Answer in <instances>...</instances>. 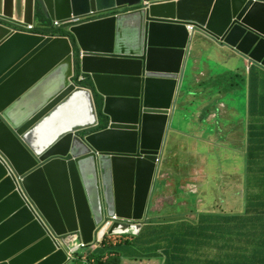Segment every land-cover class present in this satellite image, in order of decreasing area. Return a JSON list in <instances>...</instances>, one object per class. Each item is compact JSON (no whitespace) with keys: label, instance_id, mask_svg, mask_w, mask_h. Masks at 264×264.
Here are the masks:
<instances>
[{"label":"water","instance_id":"obj_1","mask_svg":"<svg viewBox=\"0 0 264 264\" xmlns=\"http://www.w3.org/2000/svg\"><path fill=\"white\" fill-rule=\"evenodd\" d=\"M36 6L59 22L133 10L66 36L13 33L38 20ZM18 10L0 15V264H69V236L88 246L140 235L151 220L196 34L264 68V0H34L33 14ZM100 113L108 125L92 132Z\"/></svg>","mask_w":264,"mask_h":264},{"label":"trees","instance_id":"obj_2","mask_svg":"<svg viewBox=\"0 0 264 264\" xmlns=\"http://www.w3.org/2000/svg\"><path fill=\"white\" fill-rule=\"evenodd\" d=\"M36 15L41 19L40 28L44 32L53 36L67 35L68 31L63 28H52L51 21L45 19L38 6ZM256 67L249 74L247 101L245 97L244 110L247 109L248 116H244L241 109L243 118L239 120V125L246 124L245 131L247 129L242 134L246 137L244 211L228 214L211 211L201 214L197 223L187 219L174 222L173 229L170 226L171 237L165 235L163 242H156V246L147 251L141 249V236L134 247H128L133 244L134 237L129 240L125 236H107L96 250H78L70 264H123L126 258L152 260L162 257L164 264H264V68ZM80 75L76 81L91 87L90 78L83 75L80 80ZM106 127L107 121H104L93 131ZM193 197L200 198L197 194ZM191 210L196 212V209ZM156 219L150 224L160 222ZM151 227L159 229L161 226ZM114 237L123 240L112 242ZM125 247L132 252H127Z\"/></svg>","mask_w":264,"mask_h":264},{"label":"rangeland","instance_id":"obj_3","mask_svg":"<svg viewBox=\"0 0 264 264\" xmlns=\"http://www.w3.org/2000/svg\"><path fill=\"white\" fill-rule=\"evenodd\" d=\"M201 47L202 48L199 49V51L202 53L200 57H205L206 59H199L198 64L196 65L194 63L193 65L195 66V69L187 73V75H189L187 91L183 96V103L181 104L179 102L180 110L177 114L176 125L186 128V131L190 133V136L187 137L182 134L180 137L181 140L190 146L197 145V148L191 151L193 157H191V153H189V155L186 157L188 162L184 169L186 176H192V173L196 172V170H201L203 167H205L204 171L206 175H203L202 177L206 178L208 175L209 178L206 182L200 181V183L204 184L203 189L199 188L197 190L195 186H190L189 190L186 188L185 190H179L178 193L183 195L182 198H179V202L180 200H186L185 198L187 196L186 201H188L190 204L188 208L195 207L197 209L198 205L199 207H202L204 204V208L207 211L210 209L211 211L227 214L241 213L245 209L244 195L246 187L244 176L241 177L239 172L243 173L245 170L244 154L246 152V145L244 147V140H246V137L242 136V134L245 133V125H239V120L243 118V114L240 109L244 110V105H246L247 100L245 101L246 88L244 89L242 97L240 95L241 92L239 88L241 86L240 82L242 83V79L247 78L246 73L248 74V67L239 57L229 56L230 52H227L224 48L217 50V48H215L213 45L206 47L204 44ZM195 78L198 79V86L201 88L198 91H195L194 89ZM235 81H238L239 85H235ZM244 83H246V81H244ZM229 89H232L231 94H227ZM220 90H225L227 92L226 94L228 96L224 100H227L226 103L228 106H234L240 109H237V115H235L236 111H232L230 113L228 112L226 117L224 116V119L227 123L224 127V130L221 132L220 140L218 137L206 135L205 141L209 145L208 148V145L205 142L198 141L193 137V135L204 136L206 134L205 129H202V132H199L198 127H195L196 125L194 124L200 119L196 116L199 106L198 101H202L208 97L215 99L218 96V91ZM232 93H234V96L233 99L230 100V95H232ZM188 95L189 100L184 102L187 98L186 96ZM211 106L212 102L208 101L207 108ZM212 127L214 131L216 128L215 125ZM206 129L211 130L212 128L206 125ZM242 145L243 149L241 148ZM206 158L209 160L208 164L207 166H203L207 161ZM219 162L221 163V166L219 165ZM219 169H221L222 174L218 171ZM223 172L226 174L224 175ZM195 184L198 183L195 182ZM203 192H206L205 196H203ZM196 193L200 194V201L193 197V195ZM189 195L191 198L188 197ZM202 201L204 202L201 205ZM181 203H184V201ZM178 207L179 206H176V209ZM176 215V217H182L180 213ZM151 217V220L156 218L154 215H151ZM194 217H196V214ZM71 237H74V235H71L67 238V240L71 242V244H68L69 247L67 250H73L75 255L78 250H83L84 248H78L79 243L82 242L76 241L77 238L74 240L77 243L72 244L73 241L69 240ZM132 237H134V239L131 240L133 244L128 247H134L139 236ZM127 238L129 239L131 237L127 236ZM120 240L123 239L114 237V239L111 241L117 243ZM90 246L91 244L87 247ZM153 246H156V244ZM90 252H92V250H90ZM74 255L73 258L69 260V264L75 260ZM142 261L144 262L146 260ZM131 263L143 264L141 260L133 259L128 261L127 264Z\"/></svg>","mask_w":264,"mask_h":264},{"label":"crops","instance_id":"obj_4","mask_svg":"<svg viewBox=\"0 0 264 264\" xmlns=\"http://www.w3.org/2000/svg\"><path fill=\"white\" fill-rule=\"evenodd\" d=\"M195 40H196V43L192 51L193 61L190 66V70L195 69V66L193 65L194 63L197 65L199 62V59H206L205 57H200L202 53L199 51V49L202 48L201 46L203 44L206 47L213 45L215 48H217V50L219 49L221 50L222 48H224L227 52H230L229 56H235V57H239L240 59H242L244 64L248 67V74H250V72L254 68H257L256 66H259L258 64H255L249 61L245 56L234 51V49L226 46L224 43H221L207 36L206 34L202 32H199L196 34ZM248 74L246 73L247 78L242 79L243 85L240 82L241 86L239 88L241 92L240 93L241 97L243 96L244 89L246 88V92H245L246 100L248 99L247 98L248 85L250 84ZM244 81H246V83H244ZM198 84H199L198 79L195 78V82H194L195 91L196 90L198 91L199 89H201L199 88ZM234 84L239 85L238 81H235ZM231 88H232V84H231ZM231 92H232V89H229L228 93L225 90H220L218 91L217 93L218 96L215 99L208 97L207 99L205 98L202 101H198L199 106H198V112L196 113V116L199 117L200 119L197 120L194 124L196 125L195 127H198L199 132H202V129H205L206 134L204 136L193 135L195 139L201 142H205L207 145L208 143L205 141L206 135H212V137H218L220 140L221 132L224 130V127L227 123L224 118L228 115V112L230 113L232 111H236L235 115H237L238 113L237 109H240L238 107L228 106L226 103L227 100H224L228 96L227 94H231ZM233 96H234V93L230 95V100L233 99ZM186 97L187 98L184 102H187L189 100V95ZM208 101L212 102V106L209 108H207ZM246 110L247 109L242 110L244 112V116H248V111ZM176 123H177V118L173 125V130L170 132V135L172 136V146L166 150L165 155H164L163 172L161 175V179L157 185V192L155 193L154 203L152 207L153 212H151L152 213L151 215L152 216L154 215L157 218L156 220H159L160 222H156L155 224L154 223L150 224V222H147L141 230L140 245H141V249H144L146 251L152 250L154 248L153 244H155L156 242H163L165 235L168 237H171V232L174 227L172 224H174V222L181 220V219H187V220H190L192 223H197L200 220L201 214L211 212L210 209H208L209 211H207L204 208L205 206L204 204L202 207L201 206L199 207L198 205L197 209L195 207L188 208L190 204L188 203V201H186L187 196L185 198L186 200H180L179 202V198L183 197L182 194L178 193L179 190L181 189L185 190V188L189 190L190 186H195L197 190L199 188L203 189L204 184L200 183V181H205V182L208 181L209 176L207 175L206 178L202 177L203 175H206L204 171L205 167H203V169L201 170H196V172L192 173V176H188V175L186 176V173L184 172V169L188 164L186 157L189 155V153H191L190 155L191 157H193V154L191 151L195 150L197 148V145L190 146L186 142L180 139L182 134L187 137V136H190V133L186 131V128H182L176 125ZM206 125L210 126L212 129L211 130L206 129ZM213 125H215L216 127L214 131L212 127ZM245 127H246V124H245ZM208 148H209V145H208ZM241 148L243 149V145L241 146ZM206 159L207 161L205 162L203 166H207L208 164L209 160L208 158ZM219 165L221 166L220 162H219ZM218 171L222 174L221 169H219ZM223 173L224 175L226 174L225 172ZM239 175L243 177L242 172H239ZM195 182H197L198 184H195ZM205 193L206 192H203V196H205ZM197 195H200V194L198 193ZM197 200L200 201V198H198ZM182 201H184V203H181ZM203 202L204 201L201 202V205ZM176 206H179V207L176 209ZM191 209H196V212L193 213ZM179 213L181 214L182 217H176L177 216L176 214H179ZM195 214H196V217H194ZM152 225H157V227H160V226L161 227L159 229H152L151 227ZM171 225H172V229L170 228ZM75 239L76 237H71L69 240L73 241L72 244H76L77 242L74 241ZM126 250L129 253L132 252L131 248H126ZM131 260L132 258H126L123 261V264H127L128 261H131ZM144 260L146 261L143 262L141 260L143 264H164L165 262L164 257H162L161 259L157 258V259H152V260H147V259H144Z\"/></svg>","mask_w":264,"mask_h":264},{"label":"bare ground","instance_id":"obj_5","mask_svg":"<svg viewBox=\"0 0 264 264\" xmlns=\"http://www.w3.org/2000/svg\"><path fill=\"white\" fill-rule=\"evenodd\" d=\"M12 1H14V2H16L17 0H12ZM33 2H34V0H21L20 1V4L18 5L20 8H19V10H18V6H16V4H14V5H11V4H9V3H4V1H2V3H0V9H2V10H0V15H3V14H5V9H8V10H10V12L11 13H13V14H15L16 15V13H17V10L20 12V14H22V15H24L25 13H26V10H27V8L28 9H30L31 10V13L33 14ZM144 3H146V1H143L142 2V5H144ZM138 7V6H137ZM140 7V6H139ZM133 9H129V8H126V9H124V10H121L120 12L121 13H125V12H129V11H132ZM96 12H106V11H96ZM121 13H119V14H121ZM15 15L13 16V17H11V18H15ZM16 19V18H15ZM102 19H104V18H102ZM99 20H101V19H99ZM97 21V20H96ZM18 22H21V23H23V26H25L26 28H28V29H30L29 28V26H33V22H31V23H27V24H25L24 23V21H23V19L22 20H18ZM55 22V21H54ZM93 22V21H92ZM188 28H192V27H190V26H187ZM35 35H39V34H35ZM42 35H44V34H42ZM233 49V48H232ZM235 51V50H234ZM79 74H81L80 72H79ZM82 76H83V74H81ZM83 97H82V99H83V101H82V104H81V106H80V111H81V113L83 114V116H82V120H84L83 121V123H85V122H87V120H93V116H92V114H91V108H90V101H89V98H88V96L86 95V94H84L83 93V95H82ZM103 116V115H102ZM102 116L100 115V118H102ZM104 118V119H103ZM103 118H102V120H103V122L104 121H107L106 120V118L103 116ZM61 121H62V119H61ZM102 122V123H103ZM107 125H108V122H107ZM70 127V124L68 123V124H63V128H69ZM97 128V127H96ZM96 128H94V129H96ZM93 129V130H94ZM92 130V132H95V131H93ZM98 131H100V130H98ZM245 174H244V172H243V176H244ZM114 219H118L117 217H115ZM120 236H125V237H131L132 238V236H141V233H140V235H134V234H132V235H120ZM105 240V239H104Z\"/></svg>","mask_w":264,"mask_h":264},{"label":"built area","instance_id":"obj_6","mask_svg":"<svg viewBox=\"0 0 264 264\" xmlns=\"http://www.w3.org/2000/svg\"><path fill=\"white\" fill-rule=\"evenodd\" d=\"M117 9L113 10L112 12H96V11H91L90 13L86 14V15H81V16H72L70 19L65 20L63 22H59V21H55L53 22V26L54 28H63L67 31H69V29L73 26H78L81 24H85V23H89L92 21H96L102 18H106L108 16H112V15H118L119 13L116 11ZM112 13V14H111ZM29 28H31V26H29ZM52 37H56L53 35H50ZM80 80H83V76L80 75ZM74 237H78L77 235H74ZM99 247V244H92L90 247H87L84 243H79L78 248H91L93 250L97 249ZM71 254V258H73L74 255V251H69Z\"/></svg>","mask_w":264,"mask_h":264},{"label":"flooded vegetation","instance_id":"obj_7","mask_svg":"<svg viewBox=\"0 0 264 264\" xmlns=\"http://www.w3.org/2000/svg\"><path fill=\"white\" fill-rule=\"evenodd\" d=\"M121 10H124V9H118V10H116L118 13H121L120 11ZM39 12H41L42 13V15L44 16V14H43V12H42V10L39 8ZM112 14V13H111ZM37 16V21L36 22H34L33 21V26L30 28V29H28V28H26L25 26H23V23H20V24H15V25H13L12 27H11V29H12V32L13 33H16V32H20V33H26V34H44L45 36H50L51 35V33H46V32H44L41 28H40V24H41V19L40 18H38V15H36ZM46 19V18H45ZM51 21V20H50ZM53 22L54 21H51V27L52 28H54V26H53ZM42 25V24H41ZM37 28L39 29V30H37ZM102 122H103V120H102Z\"/></svg>","mask_w":264,"mask_h":264},{"label":"clouds","instance_id":"obj_8","mask_svg":"<svg viewBox=\"0 0 264 264\" xmlns=\"http://www.w3.org/2000/svg\"><path fill=\"white\" fill-rule=\"evenodd\" d=\"M119 9H126V8H119ZM118 10V9H117ZM113 11V10H112ZM112 11H110V12H112ZM134 222H131V224H133ZM79 237H77V239H78ZM99 245H101L102 243H98ZM92 245V244H91Z\"/></svg>","mask_w":264,"mask_h":264}]
</instances>
